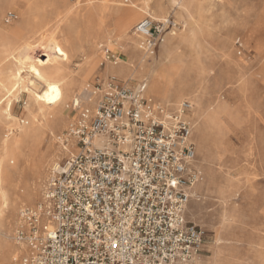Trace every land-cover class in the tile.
Masks as SVG:
<instances>
[{"label": "built area", "instance_id": "1", "mask_svg": "<svg viewBox=\"0 0 264 264\" xmlns=\"http://www.w3.org/2000/svg\"><path fill=\"white\" fill-rule=\"evenodd\" d=\"M177 27L173 15L147 16L133 32L154 54ZM144 89L109 78L92 86L90 106L73 103L79 114L63 141L76 150L52 165L41 199L20 209L11 264H186L200 255L206 232L186 218L202 177L193 103Z\"/></svg>", "mask_w": 264, "mask_h": 264}, {"label": "rangeland", "instance_id": "2", "mask_svg": "<svg viewBox=\"0 0 264 264\" xmlns=\"http://www.w3.org/2000/svg\"><path fill=\"white\" fill-rule=\"evenodd\" d=\"M163 1L165 13L155 19L173 15L178 23V27L167 34L163 43L167 42L173 31L178 36L186 23L187 29L193 27L196 34L183 43L180 53L184 55L187 67L192 68L193 76L199 66L204 71L200 91L193 93V89H185L186 97L182 100L193 103L196 164L202 173L193 188L186 218L206 232L202 252L194 261L186 264H208L217 248L222 251L221 264H264V82L257 81L256 77L260 75H254L264 69V0H193L190 13H181L172 0ZM51 3L52 0H0V50L15 45L39 29L40 19L28 20V13H47L52 18L55 7ZM64 5L72 6L75 12L56 31H63L64 37L61 38L73 54L69 63L74 73L81 74L89 60L92 46L87 42L83 46L74 42L70 29L73 20L82 22L83 35L87 34L88 25H96L101 20L104 27L112 32L111 37L106 31L98 34L97 46L93 49L97 56L95 70L76 92L82 106L92 104L87 95L93 97L90 91L98 81L117 78L133 87L148 83L151 72L141 69L140 64L148 63L147 67L155 68L162 58L163 43L154 54L146 53L144 56V53H140L143 50L139 39L141 56L131 59V55L136 53L133 41L126 39V35L120 36L118 30L123 15L133 6H141V0H65ZM45 6L46 11H42ZM150 12L153 13V10ZM136 24H130L128 31H134ZM103 46L110 47L118 55L119 62H131L136 72L128 77L105 75L104 70L112 63L105 60ZM36 54L40 56L39 51ZM241 61L250 67L245 78L241 77ZM3 68L6 72L12 70L11 60H3L0 69ZM24 76L28 75L24 73ZM195 94L212 106L225 104V111L215 123L204 125L199 118ZM150 97L158 99L153 95ZM29 101L28 92L22 89L13 102V118L20 121L26 118V104ZM73 103V98L68 100L62 121L56 126L55 136L66 133L70 123L79 114L80 109L75 110ZM9 132V127L0 123V144ZM55 136L50 131L43 135L39 144L41 151H45L53 141L56 145L60 144ZM31 144H26V156H29ZM66 156L59 154L56 161H62ZM20 162L23 173L15 184L21 195L25 196L29 192L32 196L16 206L15 217L23 205H34L41 199L55 161L48 164L47 176L38 181L26 166L24 157ZM37 182L39 188L35 187ZM223 188L228 192L223 193ZM15 228L13 219L8 233L10 236L14 235ZM219 237L222 240L218 241ZM13 255L14 251L5 264H11Z\"/></svg>", "mask_w": 264, "mask_h": 264}, {"label": "bare ground", "instance_id": "3", "mask_svg": "<svg viewBox=\"0 0 264 264\" xmlns=\"http://www.w3.org/2000/svg\"><path fill=\"white\" fill-rule=\"evenodd\" d=\"M141 1V6H133L119 21L120 36L126 35V39L133 41L134 44L133 47L136 53L131 55V59L139 58L140 53H144L145 56L146 52L139 49L140 37L131 29H129L131 31H128L129 25L135 22L138 23L145 16L160 18L165 13L166 8L163 0H155V2L154 0ZM173 1L179 7L181 13H190L193 0ZM51 4L55 7L52 18L47 16V13H28V20L40 19L41 26L39 29L28 34L15 45L6 46L0 50V65L3 60L8 59L11 60L14 67L8 72L4 68L0 69V123H5L10 130L0 144V264H5L13 251V258L19 253V247L11 241L14 240L13 236L8 233L11 231L13 219L16 226L19 223V213L16 217L14 214L16 206L32 196L29 192L25 196L21 195L18 192V185L15 184L16 179L21 177L23 173L20 159L25 158L26 166L32 172L35 180L38 181L47 176L46 168L48 164L52 161L57 163L56 160L59 159V154L68 155L69 152L76 150L73 141L70 140L66 144L63 141V135L55 136L56 126L62 121L68 100L73 98L74 103L79 102L78 93L76 92L83 87L85 79L95 70L97 56H95L93 49L97 46L98 34L106 31L110 37L112 35V32L104 27L103 20L96 25H88L86 27L88 28L87 34L83 35L82 22L71 19L73 22L70 29H72L74 42L80 46L87 42L92 46L89 60L81 70V74L74 73L69 63L73 54L66 46L64 39L61 38L64 37L63 31L58 32L56 30L64 25L75 11L72 6L64 5L65 0H52ZM46 6L42 8V11H46ZM151 10H153V13L150 12ZM181 31L178 36L176 31L169 34V39L166 43H163L162 58L155 68L147 67L148 63L140 64L141 69L151 72L148 83L145 84L144 94L153 95L162 102L174 105L182 102L186 97L185 89H193V93H197L203 84V67L199 66L197 70L194 68L196 72L193 76L192 68L187 67L185 57L180 53L183 43L195 36V29L193 27L187 29L186 23ZM37 51H39L40 56L36 54ZM41 57H46V59ZM132 66L131 62L121 60L119 63L108 65L104 73L105 75L128 77L136 72ZM249 68L248 64L241 61V77L245 78ZM24 73L28 76H24ZM254 75H260L256 77L257 81L264 82V69ZM244 84L246 83L244 82ZM22 89L28 92L30 101L26 104V118L20 121L13 118L12 107L14 99L19 97ZM192 96L194 95L192 94ZM195 96L198 104L197 115L202 119L204 125L215 123L220 114L225 111V104L218 103L212 106L196 94ZM87 99L90 102L92 97L88 94ZM47 131H50L59 140L60 144L56 145L53 141L45 151H41L39 144ZM28 142L32 144L29 156H26L25 147ZM37 184L38 182L35 183V187L39 188ZM222 192L226 193L228 190L223 188ZM220 240L222 238L219 237L218 241ZM221 252L220 248H217L214 257L208 264H221Z\"/></svg>", "mask_w": 264, "mask_h": 264}]
</instances>
